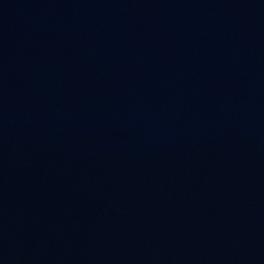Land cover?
<instances>
[{
    "label": "water",
    "instance_id": "1",
    "mask_svg": "<svg viewBox=\"0 0 264 264\" xmlns=\"http://www.w3.org/2000/svg\"><path fill=\"white\" fill-rule=\"evenodd\" d=\"M0 264H264V0H0Z\"/></svg>",
    "mask_w": 264,
    "mask_h": 264
}]
</instances>
